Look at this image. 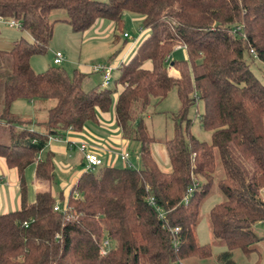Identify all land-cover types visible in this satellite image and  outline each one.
<instances>
[{
    "label": "trees",
    "instance_id": "1",
    "mask_svg": "<svg viewBox=\"0 0 264 264\" xmlns=\"http://www.w3.org/2000/svg\"><path fill=\"white\" fill-rule=\"evenodd\" d=\"M56 10L66 17L51 18ZM124 12L140 16L148 33L120 66L114 88L84 90L86 74L78 69L69 74L60 64L33 69L32 57L47 52L58 21L85 32L109 20L115 36ZM0 17L16 20L30 36L0 50V157L16 170L20 186V207L0 213V264L208 260L212 244H199L195 227L215 191L222 200L209 211V227L224 247L215 264H235L237 251L258 252L264 239L255 230L258 222L264 226V82L250 64H264V0H0ZM176 46L186 57L168 60ZM174 88L180 106L172 115L174 135L163 141L170 165L164 170L143 114L153 99ZM18 99L53 100L38 122L43 132L11 112ZM199 100V122L210 132L209 142L190 132L188 111ZM112 104L124 137L139 143V165L102 164L81 173L67 196L59 193L56 199L46 190L28 201L27 167L34 164L37 179L54 180L48 137L81 132ZM171 228H178L176 249Z\"/></svg>",
    "mask_w": 264,
    "mask_h": 264
},
{
    "label": "rangeland",
    "instance_id": "2",
    "mask_svg": "<svg viewBox=\"0 0 264 264\" xmlns=\"http://www.w3.org/2000/svg\"><path fill=\"white\" fill-rule=\"evenodd\" d=\"M105 1V0H97ZM66 13L63 10H56L52 13L51 18H64ZM138 17V18H137ZM141 17L133 15L129 12H124L123 26L120 30L115 31H103L100 28L96 29L95 26L87 32H74L71 30L68 23L58 21L54 27V35L50 41L49 48L46 53L33 56L31 65L35 72H43L49 66H53V53L60 51L67 57L59 66L64 68L67 73L72 74L74 69L79 70V65L86 68H93L96 65H104L112 62L115 56L120 52L126 44L135 43L130 54L133 53L135 47L141 41V39L147 35L148 30L142 27ZM105 20V19H104ZM111 26V25H110ZM141 31V32H140ZM127 33L128 37L124 38L123 34ZM24 37L30 39L29 34L26 31L19 30L15 27H9L4 23H0V50L10 49L17 39ZM185 53L182 49H175L170 54V59H182ZM251 69L258 79L264 82V64L260 62H252L250 64ZM119 71L116 70L112 73L113 78H117ZM102 74L100 72L86 73L82 87L84 90H88L92 87L102 85ZM109 87L114 88L113 80L110 81ZM21 102V103H20ZM53 103V100L47 101ZM17 111L20 117L25 121L31 122V125H35L39 122L40 118L46 117L45 111L39 112L35 115L34 109L29 108L28 100L21 99L18 101ZM19 104V105H18ZM26 105L28 106L26 109ZM179 100L176 94V89H172L165 98L157 101L153 99L150 105L147 107L146 112L143 114L144 122L148 133L152 136L156 142L152 147L157 145L156 157L158 161L164 165L159 151H165L163 141L170 139L174 135L175 123L173 120V114L177 113L179 109ZM138 104L134 105V111H136ZM112 110V109H111ZM203 113V103L201 100L197 101L188 111L189 118L192 119V125L190 132L200 141H210V132L204 130L199 122V116ZM36 117V118H35ZM90 128H93L92 122L88 123ZM184 127V124H182ZM139 143L135 142L129 146L128 152L130 154V160L135 161L134 154H138ZM133 153V154H132ZM165 154V152H164ZM138 166L137 161H135ZM122 166L124 165L121 162ZM201 178H199L200 180ZM26 183L28 184V178L25 176ZM202 180V179H201ZM27 198L32 201L34 199L33 194H28ZM222 200V195L215 191L209 196L201 208L200 217L195 227L196 239L199 244H212L213 257L204 261H193V264H215L217 255L224 250L221 247L218 240H215L210 232L209 227V211L219 201ZM255 230L258 235L264 236V226L258 222L255 224ZM258 252H253L249 255L243 254L237 251L234 255V260L239 264H264V239L258 245ZM263 246V247H262ZM189 263V264H192ZM185 264V263H184ZM187 264V263H186Z\"/></svg>",
    "mask_w": 264,
    "mask_h": 264
},
{
    "label": "crops",
    "instance_id": "3",
    "mask_svg": "<svg viewBox=\"0 0 264 264\" xmlns=\"http://www.w3.org/2000/svg\"><path fill=\"white\" fill-rule=\"evenodd\" d=\"M93 26H95L96 29L100 28L103 31L109 30L111 32L112 31L114 32L113 23L109 20L100 19ZM91 28L86 30L85 32L90 31ZM53 35H54V30H53ZM144 37L141 39V41L144 39ZM115 41H117V39H115ZM140 42L138 43V45L140 44ZM134 44L135 43L124 45L123 48L120 50V52L114 57L115 59L112 62H110V64L107 63L112 67L111 75L114 71L116 70L119 71L120 66L123 63H126L134 54L138 45L135 47L133 53L129 55L131 50L133 49ZM174 49H182V51H184L185 53L184 48L176 46L174 47ZM185 57H186V53L184 58ZM66 59L67 57L64 54V60ZM144 66L146 68H149L151 64L150 62H145ZM169 66H171V64H169ZM78 68L84 74L90 73L91 71L98 72V71H94L93 68L90 67L86 68L82 65H79ZM167 71L168 73H173L174 69L173 67H171L168 68ZM100 73L102 74V80H103V73L102 72ZM114 79L115 78H113L112 76L111 80ZM118 92L119 90L113 94L114 100ZM19 100L21 99L16 100L12 104L11 112L15 113L20 117L17 111L18 107L16 104L18 103ZM28 102H29V108L34 109L33 111L35 112V115L42 111L46 112L47 109L52 105V103L49 102L41 103L32 100ZM27 107L28 106L26 105V109ZM44 118L45 117H43L42 115L39 122H42ZM92 125H94V127L90 128L88 124H86L81 132L67 130L62 132V135H58V134L51 135L56 139L54 138L48 139L46 151L47 150L51 151L54 155L53 157L55 163L54 180L52 183H50L45 180L37 179L34 175L35 166L34 164L30 165L25 169L24 172V176H27L29 180L28 184L26 183V197L28 194H33V196H35L37 192L46 191V190H51L52 195H54L56 199L59 193H62L64 196H67L71 187L77 181L78 177L81 175V173L85 171L82 155L74 146L72 148L68 147V143L70 141H74V142L84 141L87 144H89L90 147L94 149V151H96V153L101 157L103 165H110L117 167L122 166L121 162L123 163V161L120 159L119 153L121 151H128L129 146L133 145V143H135L136 141L130 140L124 137V135L122 134V130L120 129L119 125L116 123L115 120L113 104L106 111L98 113V119L96 122H92ZM28 128L38 131L40 130L41 132H43L42 126H40L38 122H36L35 125L28 124ZM153 145L154 143L152 144V146ZM155 146L157 147V145ZM155 146L151 147V149L153 153L156 154L157 149ZM44 152L42 153L41 157H43ZM158 154H160L162 158V162L164 163L163 165L159 162L160 166L164 170H168L170 168V165L168 162L166 149L165 151H159ZM134 156H135V161H137L139 165L138 154L136 155L134 154ZM135 161L133 160L134 164L136 165ZM27 200L30 201V199L28 198ZM19 207H20V186H19V179L17 172L15 169L8 167L4 158L0 157V213L16 210ZM193 261L194 260H190L189 262L186 263L189 264L192 263ZM234 262L235 264H239V262L236 260H234Z\"/></svg>",
    "mask_w": 264,
    "mask_h": 264
},
{
    "label": "built area",
    "instance_id": "4",
    "mask_svg": "<svg viewBox=\"0 0 264 264\" xmlns=\"http://www.w3.org/2000/svg\"><path fill=\"white\" fill-rule=\"evenodd\" d=\"M0 23H4V24L8 25L9 27H15L17 29H20V24L14 19H4V18L0 17ZM232 32H236V28H234L232 30ZM123 36L128 37L127 33H124ZM177 47H180V46H177ZM63 60H64L63 52L57 51L54 53L53 64L59 65L63 62ZM168 68H171V66L168 65ZM168 68H167V70H168ZM93 70L98 71V72L100 71L103 73L102 87H104V88L109 87L110 80L112 77V75H111L112 67L109 64L96 65L93 67ZM50 138L56 139L55 137H52L51 135L48 137V139H50ZM73 146L82 155L85 171L94 170L103 164L101 157L86 142H84V141H78V142L70 141L68 143V147L72 148ZM119 157L123 161L124 165L133 166V164L130 160V154L128 152L121 151L119 153ZM191 193H192V188H189L187 190L186 195L184 196V199H183L185 203L188 201V198L191 195ZM148 201L150 204H153L152 198H149ZM54 209H58L57 204L55 205ZM157 211H158L159 218H163V212H161L158 208H157ZM170 232L172 233V242H173L174 249H176L177 245H178V241L176 238V235L178 233V228H171ZM104 244H107V241H104ZM104 252H105L104 250H101V253H104ZM171 264H184V262L181 260H178L176 262H172Z\"/></svg>",
    "mask_w": 264,
    "mask_h": 264
}]
</instances>
